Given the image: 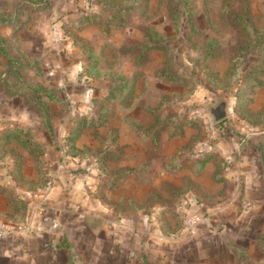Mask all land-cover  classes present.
<instances>
[{
    "label": "rangeland",
    "instance_id": "obj_1",
    "mask_svg": "<svg viewBox=\"0 0 264 264\" xmlns=\"http://www.w3.org/2000/svg\"><path fill=\"white\" fill-rule=\"evenodd\" d=\"M260 175L264 0H0V180L72 191L69 264H264Z\"/></svg>",
    "mask_w": 264,
    "mask_h": 264
},
{
    "label": "crops",
    "instance_id": "obj_2",
    "mask_svg": "<svg viewBox=\"0 0 264 264\" xmlns=\"http://www.w3.org/2000/svg\"><path fill=\"white\" fill-rule=\"evenodd\" d=\"M149 137L152 142V150L155 151L153 156H165V152L162 153V147L165 145L167 137L160 135L154 141L153 139L156 137L153 139L151 136ZM152 157L150 160L145 157L146 164L151 165L153 175L161 173L162 166H159L156 173L154 157ZM163 163L166 164V158ZM125 166L128 169L133 167L132 165ZM127 179L129 180V178ZM259 179V184L254 190L260 194L255 195V200L264 204L262 175ZM9 184L8 180H0V218L17 227L8 237L0 239V264H69L72 216L74 208H76L75 206L73 208L71 204L72 191H66L60 182L37 190L10 188ZM246 194L250 199L249 188L246 189ZM246 200L248 198H245ZM79 208L80 212L77 215L82 217L80 215L82 212L85 215L86 210L85 207L79 206ZM84 223L85 217L79 220V227H82Z\"/></svg>",
    "mask_w": 264,
    "mask_h": 264
},
{
    "label": "water",
    "instance_id": "obj_3",
    "mask_svg": "<svg viewBox=\"0 0 264 264\" xmlns=\"http://www.w3.org/2000/svg\"><path fill=\"white\" fill-rule=\"evenodd\" d=\"M207 110L210 115V120L214 123L227 118L230 115V108L227 97H217L214 104H209L207 106Z\"/></svg>",
    "mask_w": 264,
    "mask_h": 264
},
{
    "label": "built area",
    "instance_id": "obj_4",
    "mask_svg": "<svg viewBox=\"0 0 264 264\" xmlns=\"http://www.w3.org/2000/svg\"><path fill=\"white\" fill-rule=\"evenodd\" d=\"M196 219L198 218L195 217H189L187 219L188 224H194L196 222ZM17 226L12 225L8 221L1 219L0 218V239L8 237L10 234H12Z\"/></svg>",
    "mask_w": 264,
    "mask_h": 264
},
{
    "label": "trees",
    "instance_id": "obj_5",
    "mask_svg": "<svg viewBox=\"0 0 264 264\" xmlns=\"http://www.w3.org/2000/svg\"><path fill=\"white\" fill-rule=\"evenodd\" d=\"M221 122H222V121H221ZM18 138H19V137H18ZM23 141H24L23 139H20V140H19V142H21V143H22ZM32 144H33L34 148H36V149H38V150H37V152H35V151H33V150L31 149L30 152H31V153H32V151L34 152V156L36 155L35 158H36V157H39V155H40L41 153H43V148H42L43 145H42L40 142H36V140H34V139H33V141H32ZM32 154H33V153H32ZM204 160H205V159H204ZM204 160H203V161H204ZM202 165H203L202 162H200V163H199V166L201 167ZM124 171H126V172H131L132 170H131V169H128V168H125ZM124 174H125V173H123V175H124Z\"/></svg>",
    "mask_w": 264,
    "mask_h": 264
}]
</instances>
